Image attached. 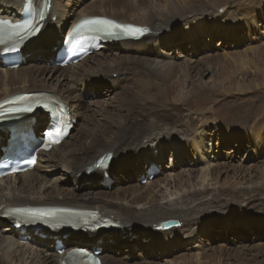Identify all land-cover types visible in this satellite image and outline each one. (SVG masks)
Wrapping results in <instances>:
<instances>
[{
	"label": "bare ground",
	"instance_id": "obj_1",
	"mask_svg": "<svg viewBox=\"0 0 264 264\" xmlns=\"http://www.w3.org/2000/svg\"><path fill=\"white\" fill-rule=\"evenodd\" d=\"M26 1L0 0V16L4 19L11 18L19 21ZM31 2H35L37 8H39L41 2H44L47 16L43 24L45 27L26 42L27 48L25 51L28 56L32 54L31 51H33L37 44L44 43L45 41H49V44L50 40L60 35L61 31L68 25L64 12L65 7L61 0H31ZM154 2H157V4L154 5ZM104 4L109 5V8L103 10L102 14L86 12L77 14L76 20L72 23L66 34L81 19L88 17H106L123 24L138 25L149 29L150 34L139 41H122L110 44L114 47L110 56L115 52V48H123L127 52H134L137 56H141L142 62L139 63L140 65H137L141 67L138 68L136 66L137 69H135L136 67L134 68V72L136 73H133L135 78L137 77L135 79L136 84L141 85L136 92H146L147 95L153 93L151 100L153 103L164 104L165 102L170 104L171 108L160 109L152 106H143V102H138L137 99L139 98L131 95L127 89L121 106L108 110L103 108L98 111L97 115H93L92 118H86V121L83 122L84 118L81 113L84 112H81L80 105L76 102L72 91H65L61 87L66 84L71 85L82 81L99 79L104 76L107 77V75L117 78L122 73V70H126V68H113L117 63L116 61L111 63L110 57L108 58L109 60L103 59L105 56L102 57V53L104 50L109 49V45L101 49L99 53L83 59L79 64L71 65L64 69L57 66L48 67L46 63L42 67L31 66L27 64L28 61L23 55L24 61H22V65L17 69L11 70L10 67L20 60V54L18 52L16 57L4 54V63L1 61L3 59L0 60V101L17 94H30V90L41 89L45 93L54 95L61 100L69 109L73 122H78L77 125L79 127L76 137H73L74 130H76V126L74 125L70 136L59 147L54 148L49 153H39V160L33 171L6 180H0V216L8 212L12 207H63L98 211L100 214L98 216L99 219H110L113 223H111L108 230L95 228L92 231H86V229L83 230L86 227L84 226L83 229L73 230L64 228L61 230L39 231V234H37L33 229H28L29 234H25L27 239L24 242L20 240L23 238L19 234L17 236L13 232V229L9 227L3 236L0 235V264H75L70 257V252L76 249L71 247L69 242L73 234L77 237H85L83 239H87V246L92 245L91 250L96 248L95 250L101 251L100 258L102 264H128L126 262L121 263L117 258L106 253V251L104 252L101 246H105L106 242L104 240L107 239V235L114 236L117 233L132 235L134 232L141 231L146 233V236L150 238L151 235L156 234L163 241L168 237L175 238L178 234L189 233L191 236H195L192 228L196 217L201 212V206H213L211 205L212 203L204 204L209 198L215 204V208H219L217 205L221 202L220 200L227 199L228 197L233 198L231 196L233 194H235L234 198L240 194L251 197L252 193L254 196L257 194V196H264V171L260 175L258 174L257 177L256 172L254 175L253 172L242 171V169L237 170L234 175L238 176V180L242 181L245 179V181L242 183H235L236 181H234L230 184V186H235V188L225 191H213V193L208 189H205V191L196 190L197 186L203 187L207 181L210 183L208 180L209 176L221 174L219 170L226 167L221 166L218 167L216 172L211 171L210 168L213 167V164L208 162V157H210V150L207 146L208 133L206 129H194L196 121L205 125L216 122L218 119L222 123V120L218 117H206L203 111L209 107L207 106L208 104L213 103V100H217L218 102L216 95L218 97L222 96L218 94L223 92L229 94L231 89L229 87L227 89L214 90V92L209 85H196L194 77H202V74L214 75L218 72L222 76L221 74H225L224 72H226V64L240 55L238 53L228 54V56L225 54H205V57L202 56L203 58L201 59H195L190 56H184L181 59L182 57L179 55L168 54L162 49L164 39L172 38V32L175 29L186 31L190 35L191 42L195 41L199 36L205 37L207 31L205 22L207 20H210L215 25V28H220V24H228L225 28L222 27L223 33H227L234 19H229L228 17H224L223 13H219L223 11V7H220L221 0L218 5L214 4V0L100 1V5L103 6ZM248 4L250 5L251 3L243 2V5ZM53 18H56V22H53ZM66 37L67 35H64L63 40ZM4 49L0 47L3 53ZM138 49H144V51H138ZM50 50L46 49L44 51L49 53ZM63 51V44L57 46L54 58L58 59ZM263 51L261 52L262 56L264 55ZM241 56H244V54ZM257 56L259 55L254 53V57ZM61 61L59 60L58 63ZM25 65L27 66L25 67ZM200 65L202 66L200 70L195 71L196 73L193 74L194 68L200 67ZM47 67L52 69H48ZM38 72L50 74L51 77L47 80L57 82L58 86L39 80ZM226 80L228 78H225ZM239 83L240 81H237V85H235V82H231L230 85L235 86L234 90L243 92L245 87ZM136 94L139 96V93ZM194 111L195 113H193ZM190 113H193V115L198 114V117L196 119L190 118ZM100 116L104 117V120ZM201 117L205 119L202 120L200 119ZM78 120H82V124ZM49 126L50 124L48 123ZM37 127L38 125L35 126V122L25 119L22 126L10 135L12 140L9 146L15 148L18 145L17 148L23 153L29 149L33 151L39 140ZM223 129L224 125L219 128L220 131H224ZM10 136L4 142L3 134L0 131V148L5 147L4 145L10 139ZM71 138L73 139L70 140ZM153 139L159 140L160 145L155 150L156 155H159L160 150L171 147L173 149L172 157L181 155L180 150H185L189 153L191 152L189 155L195 160L201 154V157L198 158L201 163L197 168L186 171L180 170L178 173L177 169L174 168L169 173L170 177L159 181L157 179L159 175L152 182H148L146 186H141L142 178L147 176V169L149 168L148 158L151 155L148 153L146 145ZM166 141L168 142L166 143ZM65 145H69V147L63 150L62 148H65ZM113 151H115V155ZM132 154H136L138 161L135 171L131 172V176L135 178L137 184L135 183L132 191L125 195L94 192L77 193L74 189L59 187L57 184L50 183L41 174L43 168H47V170L60 168L63 171H67L68 174L78 173V176L74 178H82V181L96 182L98 178H101V184L106 188L111 184V173L114 172L116 174V171L120 170V160H129ZM24 155L19 154V156ZM102 157H110V159L104 163H100L99 160ZM116 158L119 161L118 163H114ZM178 159L180 157H177L176 160ZM176 160H174V163ZM127 162L124 163L128 166ZM136 170L140 172L136 173ZM226 172L229 171L225 170L224 173ZM143 173L144 177H142ZM199 179L202 180V184H199L201 181L197 183ZM241 184L244 186L243 189L248 191V193L238 188L242 186ZM226 185L228 183L224 184V186ZM165 200L168 202L163 203ZM3 219L2 217L0 225L4 226L5 221ZM13 223H16L15 220ZM114 223H116L115 226H113ZM162 224L168 225L162 226ZM49 233L50 235H57L55 238L57 242L48 247L44 246L47 244L37 241V237H33L34 235H49ZM7 236H10V238L7 239ZM197 258L198 256L196 258H187L185 256L181 260L182 262H187V264L192 261V264H199V259ZM223 258V256H217L215 259H205L201 264H230L224 263ZM178 263L177 260L172 264ZM236 263L264 264V259L261 261L238 259Z\"/></svg>",
	"mask_w": 264,
	"mask_h": 264
},
{
	"label": "rangeland",
	"instance_id": "obj_2",
	"mask_svg": "<svg viewBox=\"0 0 264 264\" xmlns=\"http://www.w3.org/2000/svg\"><path fill=\"white\" fill-rule=\"evenodd\" d=\"M61 1L65 7L64 12L67 17L68 25L61 31L60 35L52 38L49 44V41L37 44L33 51H31V55L28 56L26 51L23 52L24 57L28 61L27 64L35 67H42L46 63L48 67H59L54 59L56 47L61 46L63 43V36L67 35L66 33L69 31L77 16L83 12L102 14V11L108 9L109 5L104 4L102 6L100 5V1L107 2L110 0ZM219 2L220 0H214V4L216 5H218ZM243 2H250L251 6L249 4L243 5ZM155 4H157V2H154V5ZM220 7H223V11H220L219 13H223L224 17L234 19L232 21L231 28L227 33H223L224 30L222 27L225 28L228 24H220V28H215V25L210 20H205V27L207 30L205 37L199 36V38L191 42L190 35L186 31L182 29H175L172 32V38L164 39V44L162 46V49L166 51V53L173 54L174 56L179 55L182 57L181 59H183L184 56L201 59L205 54H225L227 56L232 53H238L240 56L244 54V56L232 59L228 62V64H226V72H224L225 74H221L223 77L218 74L219 72L214 75L202 74V77H194L196 85H209L210 88L212 87L211 89H213V91H217L218 89H227L229 87L231 89L229 94L227 92L218 94L223 97H218L216 95L218 102L217 100H213V103L208 104L207 106L209 107L203 111L206 117H218L222 120V123H220V120L218 119L216 122L205 125L196 121V125L194 127V129L199 130L206 129L208 133L207 146L210 150L208 162L212 163L215 168L211 167V171L216 172L218 167L226 166L224 169L221 168V170H219L221 174L217 176H209L208 180L210 183L207 181L204 183L203 187H196V190L198 191H205V189H208L209 191H212V193L213 191H225L235 188V186H230V184L234 181H236L235 183L244 182L245 179L240 181L237 179L238 176L234 175L237 170H247L248 172H253L254 175L257 173V177L258 174L260 175L262 171H264V55H261L264 47V0H221ZM53 22H56V18H53ZM44 27L45 25L43 28ZM46 49L51 50L49 53H46L47 51H44ZM112 49L114 50V47L109 45V49L103 51L102 57L105 56L103 59H110L111 63L116 61L117 63L113 68H126V70H122V73L117 78H114L112 75H107V77L104 76L99 79L86 82L82 81L71 85L66 84L61 87V89L65 91H72V95L74 96L76 102L80 105L81 112H84L81 113L84 118L83 122L86 121V118H92L93 115H97L98 111L103 108L108 110L121 106V102L126 95L127 89L131 95L139 98L137 99L138 102H143V106L170 109V104L165 102L164 104L153 103L151 101L153 93L147 95L146 92H136L141 85L136 84L135 79L137 77L135 78L133 73H136L134 71L137 69V65H140L139 63L142 62V57L137 56L134 52H127L123 48H115V52H113L112 56H110ZM138 51H144V49H138ZM254 53H257L259 56L254 57ZM121 59L123 60L121 61ZM123 63L124 65H122ZM129 65H132L133 67H130ZM26 66L27 65H25V67ZM140 67L141 66L138 68ZM201 67V65L200 67H195L193 74L199 71ZM38 76L39 80H42L43 82L57 85V82L47 80L51 77V75H48L47 72H38ZM225 78H228V80L225 81ZM237 81H240L239 84L245 87L243 92L234 90L235 86L230 85L231 82H235V85H237ZM136 86L138 87L136 88ZM36 92L41 93L44 92V90H30V93ZM136 93H139V96ZM75 94L78 96L77 98ZM149 96L150 98H148ZM193 113H195V111ZM193 113H190L189 117L196 119L198 114H194V116ZM34 119L38 125L37 131L39 136H41L42 130L48 124V117L46 114H40L34 117ZM101 119L104 120V117H101ZM200 119L204 120L205 118L201 117ZM78 121L82 124V120ZM77 123H75L76 130H74L73 137H76L78 134L79 126ZM221 124L224 125V131L219 130L222 126ZM1 133L8 136L5 128L1 129ZM72 139L73 138L70 140ZM257 139H259V141H257ZM3 140L6 142L5 139ZM167 142L168 141H166V143ZM158 146L160 145L159 140L157 139L149 141L146 145V149L151 155L148 158L149 168L147 169V176L142 178L141 186H146L148 182H152L155 178H157L156 176L159 175L160 176L157 178L159 181L163 180V178L165 179L166 177H170L169 173L174 168L177 169L178 173L180 170L186 171L197 168L201 163L200 159H198L201 157V154L198 156L197 160H195L189 155L191 152L189 153L185 150H180L181 155L172 157L173 149H171V147H166L165 149L163 148L165 151L160 150L159 155H156L155 150ZM190 146L191 143L188 146L189 149ZM68 147L69 145H65V148L63 147L62 149L66 150ZM3 148L4 147L0 148V157L3 154ZM113 152L115 155V151ZM177 157H180V159L176 160ZM174 160H176L175 163ZM118 162L119 161L116 158L114 163ZM124 162H127L128 166ZM137 162L136 154H132L129 160H120V170H117L116 174H114V172L111 173V184L106 188L102 186L101 178H98L96 182L82 181V178H74L78 176V173L68 174L67 171H63L60 168H51L48 170L47 168H43L41 170V174L50 183L52 182L57 184L59 187L74 189L77 193L85 194L88 192H94L110 193L112 195H125L132 191V187L135 183L137 184L135 178L131 176L136 169ZM152 170H154V172H152ZM225 170L229 172H226V174L224 173ZM137 172L140 171L136 170V173ZM142 177H144V173ZM199 181H201V183ZM198 182L199 184L203 183L201 179L197 180V183ZM225 183H228V185L224 186ZM238 188H241L240 190L242 191H246L243 189V185ZM246 192L248 193V191ZM234 195L235 194L231 195L233 198L228 197L227 199L220 200L221 202L219 201L220 203H218L217 206L221 209L218 207V209L215 208V204H213L210 198L204 204L212 203L211 205L213 206H201V212L196 217V221L192 228L193 233L195 232V236H191L189 233L178 234L175 238H166L164 242L162 239H159L156 234L151 235L150 238L146 236V233L141 231L134 232L132 235L117 233L114 236L107 235V239L104 240L106 244L101 247H103L104 252L106 251V253L117 258L121 261V263L126 262L128 264H172L177 260L179 262L178 264H182L185 261L182 262L181 258L185 256L187 258H196L198 256L197 259H199V264H201L205 259H215L217 256H223V262L230 264H238L236 263L238 259H255L257 261H261L264 259V196H257L258 194L254 196L252 193L250 195L251 197L245 196V194H240L234 198ZM167 202L168 201L165 200L163 203ZM1 219L2 218H0V221ZM4 223V226L0 225L1 236H3L4 232L11 227L13 222L7 220ZM30 229H33V231L37 234H39V230L45 231L39 228ZM15 233L18 236V231L15 230ZM33 237H37V241L47 244L44 245L46 247L56 243L57 241V239H55L57 235H50V233L49 235H34ZM6 238H10V236H7ZM83 238L85 237H77L74 234L71 235L69 240L70 246L73 248H84L91 252L96 251V248L91 250L92 245L87 246L88 241ZM83 243H85V245H83ZM192 262H189L188 264H192ZM183 264H187V262Z\"/></svg>",
	"mask_w": 264,
	"mask_h": 264
},
{
	"label": "snow or ice",
	"instance_id": "obj_3",
	"mask_svg": "<svg viewBox=\"0 0 264 264\" xmlns=\"http://www.w3.org/2000/svg\"><path fill=\"white\" fill-rule=\"evenodd\" d=\"M85 25L98 26L97 27L98 31H103V32L107 33L109 36L118 35L117 30H119L120 32H125V33L130 34V35H143L144 32L146 31V29H142V28H138V27H132V26H125V25L115 23V22L109 21V20H102V19L86 20L81 25L78 26V28L76 30L77 35L72 37L76 46H79L82 43V40L78 35L79 28L84 27ZM13 27L22 28L24 26L19 25V24L13 25V23L11 21L0 20V33H2L5 28H13ZM61 134H62L61 129L57 127L54 129L53 132H49L48 136L50 138H53V137L58 138L59 135H61Z\"/></svg>",
	"mask_w": 264,
	"mask_h": 264
},
{
	"label": "clouds",
	"instance_id": "obj_4",
	"mask_svg": "<svg viewBox=\"0 0 264 264\" xmlns=\"http://www.w3.org/2000/svg\"><path fill=\"white\" fill-rule=\"evenodd\" d=\"M89 18V17H88ZM100 18H106V17H100ZM107 19H110V18H107ZM111 20H113V19H111ZM113 21H115V20H113ZM116 22H118V21H116ZM118 23H121V22H118ZM123 24V23H122ZM132 25V24H131ZM138 26V25H137ZM144 38V37H143ZM91 56V55H90ZM89 56V57H90Z\"/></svg>",
	"mask_w": 264,
	"mask_h": 264
},
{
	"label": "water",
	"instance_id": "obj_5",
	"mask_svg": "<svg viewBox=\"0 0 264 264\" xmlns=\"http://www.w3.org/2000/svg\"><path fill=\"white\" fill-rule=\"evenodd\" d=\"M168 224H162V226H167Z\"/></svg>",
	"mask_w": 264,
	"mask_h": 264
}]
</instances>
